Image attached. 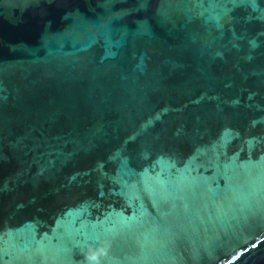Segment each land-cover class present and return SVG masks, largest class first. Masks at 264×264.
<instances>
[{
    "label": "water",
    "instance_id": "water-1",
    "mask_svg": "<svg viewBox=\"0 0 264 264\" xmlns=\"http://www.w3.org/2000/svg\"><path fill=\"white\" fill-rule=\"evenodd\" d=\"M0 264H264V0H0Z\"/></svg>",
    "mask_w": 264,
    "mask_h": 264
}]
</instances>
